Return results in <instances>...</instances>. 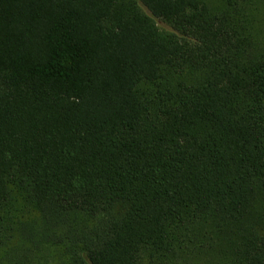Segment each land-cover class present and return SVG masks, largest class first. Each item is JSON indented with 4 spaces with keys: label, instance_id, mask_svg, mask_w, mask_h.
<instances>
[{
    "label": "trees",
    "instance_id": "16d2710c",
    "mask_svg": "<svg viewBox=\"0 0 264 264\" xmlns=\"http://www.w3.org/2000/svg\"><path fill=\"white\" fill-rule=\"evenodd\" d=\"M263 9L0 0V264H264Z\"/></svg>",
    "mask_w": 264,
    "mask_h": 264
},
{
    "label": "rangeland",
    "instance_id": "374dc122",
    "mask_svg": "<svg viewBox=\"0 0 264 264\" xmlns=\"http://www.w3.org/2000/svg\"><path fill=\"white\" fill-rule=\"evenodd\" d=\"M263 12H264V9H263ZM156 23H157V25H158L159 27H161V28H164V29H167V28H168V27H167L163 22H161L160 20H156ZM49 259L51 260V263L55 262L52 256H51V257L49 256Z\"/></svg>",
    "mask_w": 264,
    "mask_h": 264
}]
</instances>
